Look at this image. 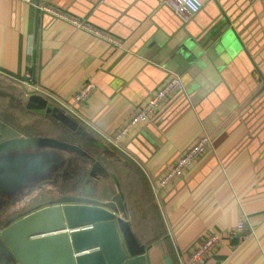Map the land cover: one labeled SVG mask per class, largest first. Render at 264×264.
<instances>
[{"label": "crops", "instance_id": "obj_1", "mask_svg": "<svg viewBox=\"0 0 264 264\" xmlns=\"http://www.w3.org/2000/svg\"><path fill=\"white\" fill-rule=\"evenodd\" d=\"M202 1L199 12L184 21L165 0H49L120 38L119 47L28 2L0 0V74H31L43 95L73 106L83 130H70L27 107L19 96L35 92L22 85L19 92L9 83V91H0L5 98L0 104L19 112L15 117L0 109V119L23 135L80 144L89 156L59 151L75 154L68 157L72 191L66 194L88 195L87 184L93 197L111 200L121 194L149 264H183L208 231L225 237L214 263L264 264V0ZM196 51L202 56L188 63ZM167 72L182 75L191 99L175 91L149 122L112 142L169 78ZM88 80L97 89L87 102L75 103ZM26 113L49 121L54 131L36 130ZM204 134L213 144L182 177L159 190L160 176ZM244 218L246 234L230 238V228Z\"/></svg>", "mask_w": 264, "mask_h": 264}, {"label": "water", "instance_id": "obj_2", "mask_svg": "<svg viewBox=\"0 0 264 264\" xmlns=\"http://www.w3.org/2000/svg\"><path fill=\"white\" fill-rule=\"evenodd\" d=\"M164 6L169 8L166 3ZM196 52L188 63L202 56L201 51ZM6 83L18 87L19 92L25 87L0 74V91H9ZM181 91L191 99L187 82ZM260 93L264 96V85L260 86ZM19 97L27 107L49 114L70 130L82 132L73 113L42 93L23 90ZM22 132L17 125L0 119V202L4 195L38 185L41 180L51 181L49 176L53 173L61 175V165L69 173L71 158L59 151L90 155L80 144ZM44 147L57 152L30 151ZM86 190L88 195L64 194L19 216H5L6 211L0 209V222L5 219L0 223V259L5 257L11 264H149L146 248L139 243L128 220L122 195L105 200L90 196L89 184Z\"/></svg>", "mask_w": 264, "mask_h": 264}, {"label": "built area", "instance_id": "obj_3", "mask_svg": "<svg viewBox=\"0 0 264 264\" xmlns=\"http://www.w3.org/2000/svg\"><path fill=\"white\" fill-rule=\"evenodd\" d=\"M28 2L40 10L52 14L54 17L73 22L82 29H86L94 33L96 36L102 37L116 46H122L123 41L112 35L111 33L96 27L85 20H81L69 13L60 10L50 4L49 0H21ZM165 3L184 21H188L194 14L199 12L203 6L202 0H165ZM5 75V74H4ZM10 78L33 92L47 94L42 88L35 84L31 74L26 77H10ZM97 89V84L93 80H88L76 92L74 102L82 104L87 102ZM185 89V82L181 74L173 73L144 103V105L126 122L116 133L114 138H110L112 142L117 143L135 124L149 122L153 114L175 91ZM52 99V98H51ZM53 100V99H52ZM54 101V100H53ZM60 106L73 113L74 108L65 102L57 101ZM54 101V102H55ZM213 144V138L209 134H204L198 137L190 146L186 147L176 158V160L165 170L159 178L158 189L164 190L178 178L182 177L186 170L201 157L206 150ZM247 231V219H240L228 232L230 238L243 236ZM225 237L222 233L216 231H208L204 234L200 242L195 244L188 252L183 264H216L211 259L218 251L219 247L224 243Z\"/></svg>", "mask_w": 264, "mask_h": 264}, {"label": "rangeland", "instance_id": "obj_4", "mask_svg": "<svg viewBox=\"0 0 264 264\" xmlns=\"http://www.w3.org/2000/svg\"><path fill=\"white\" fill-rule=\"evenodd\" d=\"M1 102V101H0ZM0 109L2 107L0 106ZM11 113L7 112V114L14 115L15 117L18 116V112L10 110ZM28 120V118H27ZM32 121V127H35L36 130H45L47 132H53L54 131V125L50 124L49 121L44 120L43 118H37ZM41 125V126H40ZM43 126V127H42ZM60 134H65V132L61 128H57ZM62 154L68 158L75 154L73 153H67L62 152ZM78 156V155H76ZM101 158H106V156H102V152L100 155ZM113 158H111L112 160ZM111 160L107 161V163H110ZM81 168L83 167V163H79ZM65 165H61L59 167V172L62 173L61 175H58L54 177L51 181H45L40 184L38 188H27L23 191H19L14 194L7 195L3 198L5 201L4 204V210L6 211L4 214L5 216L8 215H21L24 214V212L30 210L32 207L38 206L43 203H50L53 202L54 199L62 196L63 194H66V192H71L69 188L71 187V181H70V174L65 173ZM69 189V190H68ZM5 196V195H4ZM2 200V199H1ZM5 257H2L0 259V264H6ZM14 263V261H12Z\"/></svg>", "mask_w": 264, "mask_h": 264}, {"label": "trees", "instance_id": "obj_5", "mask_svg": "<svg viewBox=\"0 0 264 264\" xmlns=\"http://www.w3.org/2000/svg\"><path fill=\"white\" fill-rule=\"evenodd\" d=\"M0 101H1V102H2V101H5L4 96H2L1 94H0ZM0 106L2 107V109H3L5 112H7V111H9V110H12V111H15V112H19V109H16V107H12V106H10V105H8V104H5V103H3V105L0 104ZM9 113H11V112L9 111ZM26 115H27V117H28V120H35L36 118H38L37 116L32 115V114H30V113H26ZM41 118H42V117H41ZM31 123H32V122H31Z\"/></svg>", "mask_w": 264, "mask_h": 264}, {"label": "flooded vegetation", "instance_id": "obj_6", "mask_svg": "<svg viewBox=\"0 0 264 264\" xmlns=\"http://www.w3.org/2000/svg\"><path fill=\"white\" fill-rule=\"evenodd\" d=\"M4 202H5V201H4L3 199H2L1 202H0V209H2V210L4 209V206H5ZM3 222H5V219L1 220L0 223H3Z\"/></svg>", "mask_w": 264, "mask_h": 264}]
</instances>
